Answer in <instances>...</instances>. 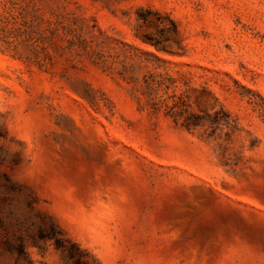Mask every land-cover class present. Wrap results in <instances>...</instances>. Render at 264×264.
<instances>
[{
	"label": "rangeland",
	"instance_id": "374dc122",
	"mask_svg": "<svg viewBox=\"0 0 264 264\" xmlns=\"http://www.w3.org/2000/svg\"><path fill=\"white\" fill-rule=\"evenodd\" d=\"M51 228L86 264H264V0H0V264H72Z\"/></svg>",
	"mask_w": 264,
	"mask_h": 264
},
{
	"label": "trees",
	"instance_id": "16d2710c",
	"mask_svg": "<svg viewBox=\"0 0 264 264\" xmlns=\"http://www.w3.org/2000/svg\"><path fill=\"white\" fill-rule=\"evenodd\" d=\"M141 18L146 20L145 17ZM166 114L172 117L175 122L181 119L180 124L186 128L200 125L203 118L201 115L188 110L187 104L181 96H178L171 105L167 106ZM46 238L53 239L55 248L60 249L72 264H86L84 251L75 243H71V246L66 245L64 242L68 240L62 235H56L52 228Z\"/></svg>",
	"mask_w": 264,
	"mask_h": 264
}]
</instances>
